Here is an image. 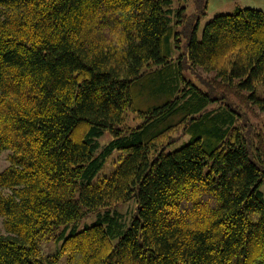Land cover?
<instances>
[{
  "label": "trees",
  "instance_id": "trees-1",
  "mask_svg": "<svg viewBox=\"0 0 264 264\" xmlns=\"http://www.w3.org/2000/svg\"><path fill=\"white\" fill-rule=\"evenodd\" d=\"M171 15L172 0H0V264H264V11L194 28L184 60ZM132 200L128 222L110 214ZM90 214L106 225L76 231ZM71 225L43 257L37 241Z\"/></svg>",
  "mask_w": 264,
  "mask_h": 264
},
{
  "label": "rangeland",
  "instance_id": "rangeland-1",
  "mask_svg": "<svg viewBox=\"0 0 264 264\" xmlns=\"http://www.w3.org/2000/svg\"><path fill=\"white\" fill-rule=\"evenodd\" d=\"M173 2V15L172 21L176 19L175 21H180V24L177 25V27L174 29L177 33L176 38L179 39L178 46L180 49L178 50V55L184 54L183 60L185 59L186 54V45L188 39L193 34L194 28H197L196 30V37L197 39L201 38L202 29L205 26L206 23L211 21L214 17L218 15L223 14H231L235 12L238 8H252V9H259L264 11V0H172ZM183 5L185 7V12L181 14V16H178L177 10L180 9V6ZM185 77H191L192 75L184 71ZM198 84V82H195ZM249 110L244 109L241 111L243 114V120H246L244 116L247 115L248 118H254L251 119L250 122L253 123L255 126H259L260 124V117L259 113L257 111H253V114L255 117H253L249 112ZM124 120V126L127 128H134L136 125L140 123V120L138 116L135 113H127ZM245 122V121H243ZM240 125H245L246 127H249L246 123H240ZM174 137L178 138V141L168 148L167 152H172L179 148L180 146L184 145L185 143L190 140L189 135H184L182 133V130L179 129L174 134ZM110 136L108 133H105L103 137L101 138V144L106 143L109 140ZM126 154L122 152H114L111 157H109L108 161L106 162L104 168L100 171L98 176H104L109 174L110 170L115 167L116 164H118L119 157L122 158ZM6 165V153L0 152V171L5 167ZM113 167V168H112ZM261 191L264 195V181L260 185ZM109 212L111 215H114L118 221L120 222H128L134 215L137 213V203L132 200L127 203H120L117 205H114L111 209H109ZM99 219L102 220L104 225H106V222L103 219V215L100 216L98 214H90L83 219H81L76 225L75 230L79 231L82 230L86 225H90L92 223H95ZM74 229V225L68 226L66 228L62 227L59 230L54 231L53 234L40 238L37 241V247L43 257L53 256L58 252L61 246L62 238H59L62 231L64 235L68 234L71 230ZM0 234H5V231L3 229L2 219L0 218ZM58 264H66V257H61L59 259Z\"/></svg>",
  "mask_w": 264,
  "mask_h": 264
}]
</instances>
